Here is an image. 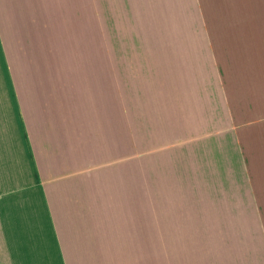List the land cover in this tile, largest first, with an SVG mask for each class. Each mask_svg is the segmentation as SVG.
<instances>
[{
    "label": "crops",
    "instance_id": "obj_1",
    "mask_svg": "<svg viewBox=\"0 0 264 264\" xmlns=\"http://www.w3.org/2000/svg\"><path fill=\"white\" fill-rule=\"evenodd\" d=\"M119 1L96 0L122 81L99 83V69L74 73L54 46L47 0H0L18 128L10 137L0 111V264H264V0ZM156 39L161 65L146 42ZM130 78L164 92L128 98L120 154ZM129 160L144 161L149 183L174 185L197 222L104 223L120 215L114 169ZM105 183L107 195L95 187Z\"/></svg>",
    "mask_w": 264,
    "mask_h": 264
},
{
    "label": "rangeland",
    "instance_id": "obj_2",
    "mask_svg": "<svg viewBox=\"0 0 264 264\" xmlns=\"http://www.w3.org/2000/svg\"><path fill=\"white\" fill-rule=\"evenodd\" d=\"M47 2L49 6H46V8L44 7L45 10L43 13L46 16V19L49 20L48 25L50 30L56 37V39L53 40V44H55L54 46L58 48V50L64 51V49H67L66 51H68L70 57L67 56L72 62V71L74 73L82 72L86 75H95V69H99V83H102V79L100 78L101 74L103 75L104 83H122V81L119 78H116L113 73L111 54L107 48L106 41L101 38L100 28L97 22L96 0H47ZM119 3V0H110V6H118ZM4 20L3 12L0 7V22L2 24L3 33L6 36L7 44L10 46L11 41L8 39ZM95 37H97V40ZM146 42L153 53V59L156 63L161 65L159 40H147ZM80 57L82 62L86 64V67L89 70L88 72H85L82 65L74 64V61H79ZM68 58L67 61H69ZM14 60L15 59L11 60L13 70L14 67L16 68L17 66V63L16 61L14 63ZM1 66L0 61V96H4L3 88L6 83L8 84V91L6 102L2 104L0 103V111L2 112V116L7 119L9 136L12 137L13 135L14 137L18 128L15 120V104L12 99V90L10 86V83H13V80L9 75L6 76V73L2 70ZM75 66H78L77 70L74 69ZM80 69H82V71H80ZM129 83L130 89L128 91L122 86L120 89V94L123 99H120L118 105L120 154H123L129 138L126 127L127 124L125 122V113L130 106V104L127 103L128 98L133 97L137 92H139L141 96H158L164 92L161 83H156L157 87L155 85H153L155 87H152L150 83H139L135 78H130ZM173 106L175 107V105ZM157 111H159V108L156 109L155 114L160 115ZM4 113L6 115H4ZM143 126L144 120L137 121V147H141L146 138L141 135ZM14 141L15 140L10 139L9 143ZM109 171L111 170L107 169L104 176H106ZM145 171L143 160H141V162L129 160L119 164L118 167L114 169L115 178H117V176L119 177V188H117L116 185L114 186V195L115 197L117 194L119 195L120 215L119 217L114 216L113 218L110 216H104L102 217L104 223H154L157 222L155 215L164 223L177 224L197 222V220L194 221L196 219L195 217H187L182 214L184 209L181 204L184 202L182 199L184 196L176 190L174 185L159 183V178L157 183H149V178L147 173L145 174ZM145 176L147 177L145 178ZM107 178L108 176H106V179ZM114 182H116L115 179ZM150 185L152 188H150ZM95 187L96 190L97 188L103 190L105 195L111 193V188L107 183L103 186L97 184ZM93 188L94 185L90 184L89 189ZM149 189H151V192L154 195L152 204L148 202ZM116 201L117 199L114 200V209L116 208ZM107 203H109L108 200H105V206L108 207ZM201 218L202 222H206L204 217ZM247 248H249V245Z\"/></svg>",
    "mask_w": 264,
    "mask_h": 264
}]
</instances>
